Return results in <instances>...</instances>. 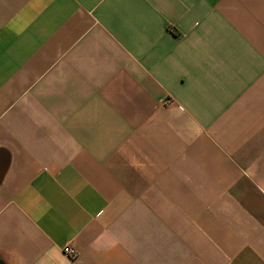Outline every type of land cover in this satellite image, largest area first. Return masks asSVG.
<instances>
[{"label":"crops","instance_id":"obj_1","mask_svg":"<svg viewBox=\"0 0 264 264\" xmlns=\"http://www.w3.org/2000/svg\"><path fill=\"white\" fill-rule=\"evenodd\" d=\"M0 264H264V0H0Z\"/></svg>","mask_w":264,"mask_h":264},{"label":"built area","instance_id":"obj_2","mask_svg":"<svg viewBox=\"0 0 264 264\" xmlns=\"http://www.w3.org/2000/svg\"><path fill=\"white\" fill-rule=\"evenodd\" d=\"M63 251H64L65 254H67V255H69V256H71V257H74L75 254H76V252L71 248L70 245L65 246V247L63 248Z\"/></svg>","mask_w":264,"mask_h":264}]
</instances>
